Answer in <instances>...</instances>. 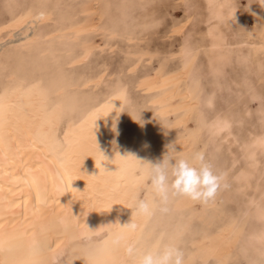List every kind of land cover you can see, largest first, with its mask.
<instances>
[{"label":"rangeland","instance_id":"374dc122","mask_svg":"<svg viewBox=\"0 0 264 264\" xmlns=\"http://www.w3.org/2000/svg\"><path fill=\"white\" fill-rule=\"evenodd\" d=\"M263 1L0 0V93L14 77L47 86L51 105H63L53 134L59 152L79 149L91 124L110 116L104 156L112 171L142 177L173 145L177 159L191 163L203 152L222 174L208 204L170 197L162 213L157 201L143 216L137 254L175 243L185 264H264ZM28 13L35 18L18 26ZM217 119L229 125L219 130ZM69 123L71 138L63 137ZM146 181L131 213L155 199Z\"/></svg>","mask_w":264,"mask_h":264},{"label":"bare ground","instance_id":"6f19581e","mask_svg":"<svg viewBox=\"0 0 264 264\" xmlns=\"http://www.w3.org/2000/svg\"><path fill=\"white\" fill-rule=\"evenodd\" d=\"M36 15L49 18L42 11ZM32 18L35 16L28 13L18 17L15 22L19 26ZM96 26H91V29ZM92 51L93 47H90L84 59ZM64 89L60 87L59 91ZM1 92L0 264H133L125 254L124 246L114 245L112 241L118 233H125L129 243H136L140 238L142 226L147 223L142 215L129 210L138 200V191L147 183L149 169L146 168L145 172L140 167L145 172L144 175L140 174L142 177H137L131 171L120 173L119 168L112 171L111 163L108 164L109 160L104 156L111 131L110 116L91 124L79 149L71 154L61 153L53 134L60 124L63 105L60 101L51 105V90L47 86L27 88L24 78L14 77ZM216 122L219 130L229 125L228 120L217 119ZM70 128L71 123L63 137L71 138ZM259 214L264 213L260 210ZM130 221L136 223L137 230L127 233L124 225ZM257 236V240L263 243L264 231ZM225 238L224 235L221 240ZM218 241L215 242L217 248L228 242ZM259 245L262 246L261 243ZM206 257L208 260V255Z\"/></svg>","mask_w":264,"mask_h":264},{"label":"clouds","instance_id":"9594fccd","mask_svg":"<svg viewBox=\"0 0 264 264\" xmlns=\"http://www.w3.org/2000/svg\"><path fill=\"white\" fill-rule=\"evenodd\" d=\"M149 145L145 144L144 147ZM163 159L150 164V171L146 179L150 182L155 193V199L148 201L141 199L136 206L137 215L151 216L157 205L162 213L168 212L170 197L182 196L200 204L213 201L222 187V174H217L212 165L206 161L203 152L196 153L192 162L177 159L175 147L168 145ZM227 187V185H223ZM127 233L137 230L135 222L130 221L124 225ZM114 245H123L125 254L132 259L133 264H185L184 251L174 245H165L163 248L154 249L137 254L135 243H129L125 233L114 236Z\"/></svg>","mask_w":264,"mask_h":264}]
</instances>
